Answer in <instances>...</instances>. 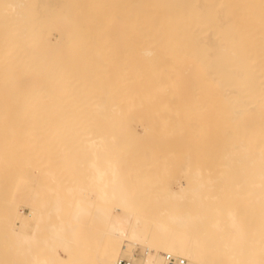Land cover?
I'll return each instance as SVG.
<instances>
[{"label":"bare ground","instance_id":"bare-ground-1","mask_svg":"<svg viewBox=\"0 0 264 264\" xmlns=\"http://www.w3.org/2000/svg\"><path fill=\"white\" fill-rule=\"evenodd\" d=\"M29 108H33L32 111L26 112ZM52 124H56V127ZM136 127L145 135L154 137L152 139L157 138L150 139L158 143L159 137L163 139L168 133L170 140L178 144L182 139L186 141L187 137L191 141L192 137L201 139L196 143L194 139L192 143L199 144L196 150L201 143L202 146L206 145V140L209 142V137H212V140L219 141V146L218 141L213 140V143L222 153L220 165L222 170L225 169L218 176L213 178L211 174L212 178H207L203 174L208 173L205 169L194 168L191 162L182 164V176L174 179L175 186L167 184L170 188L163 190L165 194L157 190L163 194V199L158 201L162 208L157 221L153 223L148 214L150 210L143 209V200H140V204L133 183L128 179L132 174L135 180L136 172L131 170L129 174L126 173L130 171L126 159L132 158L128 161H132L133 167V161L137 162V157H140V169L146 163L142 154L138 156L137 152L136 157L133 152L127 151L140 141V138L137 141L129 136ZM75 135L86 140L87 151L84 143V148L81 147L87 154L83 153L84 157L80 159H70L73 152L82 150ZM71 137L75 138V146L78 144L73 151L70 149L71 145L74 147L70 143L73 140ZM50 138L59 139V144L56 140L51 142ZM62 138H66L67 145ZM44 139L48 143L44 142L45 147L41 148ZM144 139L141 145H145ZM150 139L148 143L152 142ZM163 140L165 142L167 139ZM204 140L206 144H203ZM185 141L178 146L170 142L169 150L174 146L171 151L175 153V148L181 146L177 149L180 152L185 147ZM60 142L64 145H60ZM53 143L61 147L57 149ZM22 144L24 148L34 150L30 155L28 153L29 168L40 169L41 165L43 170L35 169L34 175L47 172L48 177L46 175L45 178L48 183L44 184H49V188L53 179L59 181L60 173L57 174L54 169L59 165L65 169L64 161L75 168L73 162L72 165L69 162L74 159V164L78 165L82 158L83 168H79V165V169L75 170L82 173L85 168L87 172L82 175L88 176L85 177L88 183L83 184L84 177L79 179L81 174L76 177L78 181L81 180L80 186L87 184V189L79 186L75 176L74 185L83 191L73 185L67 187L74 175L70 177V174L75 171L66 169L72 172H63L65 176L61 171V176H67L63 182L68 183L64 185V182L63 188L60 182H56L58 186L52 188L53 199L48 206L52 190L40 182L46 187V192L49 189L51 193L43 191L40 183L41 191L46 195L37 193V187H34L36 183L32 181L38 179L30 178L31 170L28 178V168L25 167L27 171H23L19 165V168L14 166V158H8L14 154L16 159L15 154L21 152ZM125 144L129 146L121 148ZM195 145H189L191 152L195 150ZM52 146L54 149H51ZM204 147L206 149L207 146ZM49 149L52 154L53 150L56 154L59 151H63L64 155L68 153L69 158L61 156L62 160L60 155L63 153H58L60 162L55 161L54 154L52 165L55 168L46 166L45 171L41 159H45L44 164L46 159L50 160L51 152L47 153L49 157L45 153ZM143 149L139 151H145L144 146ZM202 149L206 156L216 150L209 149L212 151L207 152L210 153L208 155L207 150ZM41 150L43 155L40 159ZM160 150L157 151L158 156L159 152H169ZM118 151L123 153L118 154ZM107 152L114 154L107 157ZM196 153L199 154V151ZM76 154L73 153L74 156ZM102 154H106L107 158H100ZM148 156L151 158L152 154ZM158 156L155 155V158ZM165 157L168 155L165 154ZM155 158L152 157L154 163ZM17 159L22 164V159ZM86 159H90L89 163ZM186 159L187 162L189 159ZM54 161L60 164L57 163L59 165L56 167ZM175 161H178L177 158ZM124 162L126 167L122 169ZM10 163L13 168L9 167ZM1 164L3 168H9L8 172L4 169L6 173H3L0 166V172L7 174L8 177L2 174V179L8 178L13 184L11 187H17L15 182L24 180L27 175L26 178L31 181L29 184L34 187L30 195L27 194L28 201L37 203L38 195L48 198L45 199L47 205L41 202L43 207L37 206L42 217L50 213L46 219L40 220L37 214L25 218L14 211L13 198L9 196L15 214L6 205L10 202H2L3 197L8 198L4 194L10 190L4 189L2 194L3 189L0 188V204L4 203L3 206L9 209L6 211L12 213L8 232L3 233L9 245V250H6L13 254L10 257L15 258L16 264H118L120 259L127 260L128 264H169L167 254L181 256L187 264H203L202 261L214 264L217 257L205 256L207 246L218 255L219 264H264V0H0ZM48 167H51L50 170ZM14 170L20 171H15V175ZM147 171H139V176L151 175V170ZM9 174L11 177L15 175L14 179L17 180L10 178ZM49 174H52L51 177ZM53 174H57L54 176L57 178H53ZM41 177L44 179V176ZM160 177L164 179L163 175ZM142 185L135 187L138 194L144 187ZM154 186L158 187V184ZM153 188H147L143 196L139 195L140 199ZM60 190L66 193L61 194ZM153 191L146 194L144 200L150 195H154L152 200H159L154 197H161V194ZM237 198V202L245 200L243 203L236 202L243 210L242 213L238 211L240 215L235 211L239 209L235 204ZM221 200H232L234 204L226 201L228 207H223L226 203L219 205ZM246 201L252 206L256 205L254 213L257 215L254 216L259 224L252 222L251 226L263 230L261 233L250 227L252 231L258 230L255 234L251 232L254 236H249L245 228L250 224L245 221L250 220V213H244L249 207H243ZM14 204H17L15 200ZM235 205V209H228ZM48 210H52L57 217L53 215L52 219V213ZM239 216L246 223H242ZM258 217L261 221L263 219L262 226ZM253 220L255 223L254 217L250 222ZM259 232L260 237L256 235ZM157 234L162 236L161 241H158Z\"/></svg>","mask_w":264,"mask_h":264},{"label":"rangeland","instance_id":"rangeland-1","mask_svg":"<svg viewBox=\"0 0 264 264\" xmlns=\"http://www.w3.org/2000/svg\"><path fill=\"white\" fill-rule=\"evenodd\" d=\"M13 109H14V108H13ZM20 109H21V108H20ZM20 109H18V110H19L18 112H20ZM27 109H28V108H27ZM32 109H33V108H31V110H30V108H29V110L26 111V112H31ZM46 109H48V108H46ZM163 109H164V108H163ZM34 110H38V111H40V110L37 109V108H34ZM34 110H33V111H34ZM164 110H166V108H165ZM12 111H13V110H12ZM15 111H17V109H16ZM22 111H23V110L21 109V112H22ZM45 111L47 112V110L44 109V112H45ZM48 111H49V109H48ZM27 124H28V123H27ZM52 125H54L53 127H56V124H52ZM142 135L144 136V138H148V139H144L143 137H142V139H141V136H142ZM75 136H76V142H78L79 145H80V143H81V145H80L79 147L82 148L83 145L85 144V145H84V146H85V150L87 151V149H86V143H84V142L86 141V140L84 139L85 137L82 138V136H81V138H80V137L77 136V135H75ZM129 136H131V137L133 136L132 138H134V139L136 138V140L140 138V139H139L140 141L144 139L143 143H145V145H144V144L141 145L140 143H142V141L140 142V141L137 140L138 142H135V143H137L136 146L133 145V147H132V146L130 147V150L137 149L138 151H136V150H133V151L127 150V151H129V153H131V154H132V152H133V153L135 154V156H136V153H137V152L139 153V154H137L138 156H139L140 154H142V155L145 157V159H146V160H145L143 157H141V158H143V160L146 162V163L144 164V166H146V167L144 168V166H143V167L140 169V167L142 166V164H141L142 162L140 163V161H141L142 159L139 160L140 157H137V156H136V157L138 158V161H137V162H135V160L133 161V162L136 164V165L134 164V166H135L136 168H135L134 166L132 167V165H133V164H132V161L129 162L130 160H132V158H131V159L128 158V160H129V161H128V160L126 159V157H124L123 159H124V161H125V159H126V161H125V162H126V165H127V162H128V166H130V167H129L130 171H127V172L125 171V172H126L127 174H129L128 172H131V170H132L133 172H136V173H135V174H136L135 177H137V178H135V180H134V178H133L134 176H133L132 174H130V175H131L130 178L127 177L128 175H126L125 172H124V174H125L126 177L129 179L130 182L132 181L133 185H132V184H131V185H132V187H133V189H134L135 194L137 195L136 197H137V200L139 201V203L142 204V201H140V200H143V204H142V206H144L143 209H145L146 211H147V209L150 210V213H149V211H148V214H149V217L152 219V222H153V223H154L155 221H157V219H158V217H159V214L161 213V210H160V209L162 208V205H161V203H159V202L163 199V194L160 193V192H163V193H164V191L166 190L165 188L168 186L167 184H169V183H170V186H171V187H172V186H175V183H174L173 181H175L177 178H180V177L182 176V171H181L182 168H183L182 164H188V162H189V163L191 162L192 164H190V165H191L192 167L194 166V168H197V169L202 170V171H204L203 169H205L206 173H207V172H208V173H207V174L203 173V174H204V175H207V176H206L207 178H208V177H209V178H212L213 176L216 177V176H218V175L220 174V172H223V170L225 169L223 166H222V168H224V169H223V170L221 169V165H222V164H221V160H222V158H223L222 153L220 152V150L217 151V150L219 149V147H218V146H219V141L213 139V140L216 141V142L218 141V142H217V143H218V146H217V144H215V142L213 143L212 137H209L210 139L208 138V139H209V142H208V140H206V141H207V144H206V141H205V140H204L205 142L202 141L203 144L205 143L206 145H203V146H202V143H201V147H203V149H202L203 151H204V150L206 151L207 148L209 147V144H210V145L212 144V146H211L212 148L209 147L208 150L206 151V153H207V152H210V153H211L212 150L209 151V149H213L214 146H215V147H216V148H215L216 150L213 149V151L215 150V151L213 152L214 154H213V153H211V154H210V153H207L208 155L210 154V156H206L205 153L201 152V147H200V146H199V148H197V150L199 151V154L196 153V152H198V151L196 150V147H197L199 144H196V145H197V146H196L195 144H192V143H194L195 140H196V141H195V143H196L197 140H198V138L195 139V138H193V137H192V138L190 137V138L192 139V141H191V140H189L188 137H187V138H186V139H187L186 141L189 140V142H186L185 139H182V141L184 140L186 143H189V145H195V146H194L195 150H194V151L192 150V152H191V151H190L191 148L189 147V145L186 144V143H184L183 146H185V147H182L183 151H182V149L180 150L181 155H182V157H181V156H180V152H178V150H179L178 148L181 147V146H179L178 148H177V147L175 148L176 150L178 149L177 151L175 150V153H176V152H178V153L175 154V153H172V152H174V151H171V150L174 149V146L172 147L171 145H174V144H172V143H176V141H174V140H170V133L166 134L165 137L163 138V139H165V140L167 139L168 141L166 140V141L164 142V140L162 139V137H159V140H160L159 143H158V141H154V142H153L152 140H158V139H157V138H156V139H152V138H154V137H152L150 134H146V135H145L144 133H142V131H141L138 127L134 128V133H133L132 135H129ZM134 136H135V137H134ZM148 136H150V137H148ZM167 136H168L169 138H166ZM73 137H74V136H73ZM131 137H130V138H131ZM60 138H61V137H60ZM150 138H151L152 140H151ZM160 138H161V139H160ZM65 139H66V138H64V139L62 138V140H65ZM67 139H68V138H67ZM71 139H73V138L71 137ZM74 139H75V138H74ZM74 139H73L72 142H70V143H73V144H74V143H75ZM82 139H84L83 142H82ZM149 139H150V141H152V142H149V143H148V140H149ZM194 139H195V140H194ZM216 139H217V138H216ZM44 140H45V139H44ZM44 140L42 141V143H44V142H47V143H48L47 139H46L45 141H44ZM50 140H51V142H53L54 140H56V142H57L59 139L57 140L56 138H55V139H54V138H53V139L50 138ZM129 140H130V139H128V141H129ZM132 140H133V139H132ZM132 140L130 141L131 143H132ZM200 140H201V139H200ZM200 140H198V141L200 142ZM202 140H203V139H202ZM24 141H25V140H24ZM27 141H28V140H26L25 142H27ZM66 141H67V140L62 141V142H63L65 145H67V144H66ZM70 141H71V140H70ZM128 141H127V142H128ZM134 141H135V140H134ZM146 141H147V142H146ZM182 141H181V142H182ZM184 141H183V142H184ZM29 142H30V140H29ZM56 142H55V143H56ZM58 142H59V141H58ZM58 142H57V144H59ZM62 142H60V145H61V144L64 145ZM68 142H69V139H68ZM156 142H157V143H156ZM162 142L165 143L164 146L166 145V149L164 148ZM170 142H171V145H170V146H171V148H173V149L170 148L171 150H169V144H170ZM179 142H180V141H179ZM181 142H180V144L176 143V146H178V145H182L183 142H182V143H181ZM190 142H191V143H190ZM30 143L32 144V142H30ZM47 143H46V146L49 148V146H51L50 141H49V144H50L49 146H48ZM82 143H84V144L82 145ZM131 143H129V144H131ZM133 143H134V142H133ZM135 143H134V144H135ZM152 143H154V144H152ZM155 143H156V144H155ZM161 143H162V144H161ZM53 144H54V143H53ZM57 144H54V145L56 146L55 148L58 149V148H60L61 146H60V145L58 146ZM138 144H139V146H138ZM148 144H149V145H150V144H152V145H156L155 147H156V148L158 147L157 151H159V150H160L159 148H161V147H162L164 150H166V151L169 150V152L167 151L169 154H168L167 152L164 153V154H163L162 152H159L160 155L158 156L157 151H154V149L156 150V148H155L154 146H151V145L148 146ZM159 144H160V145H159ZM177 144H178V145H177ZM41 145H43L41 148H44V147H45V146H44L45 143H44V144H41ZM69 145H70V144H69ZM77 145H78V144H77ZM77 145L75 146V144H74V147H72L73 145H71V146H70L71 148H70V147H69V148L71 149V151H73V149L76 150V147L78 148ZM127 145H128V144H127ZM127 145L125 144V146L123 145L121 148H123V147H127ZM131 145H132V144H131ZM140 145H141V147H140ZM21 146H23V144H22ZM21 146H20V147H21ZM57 146H58V147H57ZM81 146H82V147H81ZM128 146H129V145H128ZM137 146H138V148H135V147H137ZM143 146H144V148H145V151H141V150L139 151V149H143ZM159 146H160V147H159ZM167 146H168V147H167ZM187 146H188L189 149L187 148ZM204 146H207L206 149H205ZM53 147H54V146H52L51 149H52ZM146 147H148V148H146ZM153 147H154V148H153ZM191 147H192V146H191ZM69 148H68V151H69ZM83 148H84V147H83ZM83 148H82V150L78 149V150H76L75 152H73L74 154H75V153H77V154L74 156L73 153H72L73 156L70 155V159H72V158H74V157H78V159H80L79 157H84V156H82L83 153H84V154H87V152H86ZM121 148H119L118 150H120ZM131 148H133V149H131ZM151 148H152V149H151ZM184 148H187V150L184 149ZM192 148H193V147H192ZM194 148H193V149H194ZM21 149H23V151H22ZM21 149H20V151H21L22 153H24V154H22L21 152H16L17 154H15V156H16V159H17V157L22 159L23 155H25V154L27 155V156H25V158L23 157V159H22V164L24 163V165H23L24 167L22 166L21 161H18L19 159H17V161H18L19 163H17V161H15L16 159H15V157H14V154H12L13 157H12V156H8V158H9V160L14 158V159H13V160H14L13 162H12V160H11L12 163H15V162H16L17 165L14 164V166L17 167V168H19V167H18V165H19V166H20L19 169H23V171H27V170H28L26 173L30 172V170H31V172H30V173H31V174H30L31 177H30V178L38 179L37 181L35 180V182H34V180H33L32 182H33V184L36 183V184H34V185H35L34 187H35V188L37 187V188H36V189H37V193L40 194V192L42 193V192L46 189V187L44 188V186L47 185V184H44V183H46V182L48 183V181L46 180L47 178H45V176L47 175V174H46L47 172H44V173L42 172L43 175H42L41 172H40V173H36L37 175H36V174H35V175H36L37 177L34 178V176H35V175H34V171H35L36 168H32V167H31L32 169L29 168V167H30V166H29L30 164L28 163V156H29L31 153H33L34 150L32 151L31 149H30V150H29V149H26V148H24V146H23V148L21 147ZM45 149H47V148H45ZM53 149H54V148H53ZM124 149H125V148H124ZM126 149H128V148H126ZM149 149H151V151H150ZM163 149H161L160 151H163V152H164ZM199 149H200V150H199ZM42 150H43V152L45 151L44 149H42ZM42 150H41V152H42ZM55 150H56V149H55ZM60 150H61V149H60ZM122 150H123V149H122ZM143 150H144V149H143ZM152 150H153L156 154L154 153V155H153V151H152ZM184 150H185V151H184ZM18 151H19V150H18ZM31 151H32V152H31ZM49 151H50V149H49L48 151H46L45 153L47 154ZM56 151H57V150H56ZM68 151H65V152H68ZM71 151H69L68 153L71 154ZM82 151H83V152H82ZM84 151H85L86 153H85ZM89 151H90V150H88V153L91 154V152H89ZM124 151H126V150H124ZM134 151H135V152H134ZM189 151H190L191 156L193 155L192 157L189 155ZM216 151H217V152H220V154L216 153ZM43 152H42V154L39 155V158L43 155ZM50 152H51V155H52V156L50 155L51 163H50V160L46 159L45 164H44V160H45V159H41L42 157L40 158V159L42 160L41 163H43L42 165H43L45 171H46V168H47L46 166H52V167L54 166V168H55V165H52V162H53V161H52V157H54V154H55V157L53 158V160L55 159V161L58 160V161L60 162V159L57 157V154L60 153V151H59V152L57 151V152H58L57 154H56V152H54V150H53V153H54V154H52V150H51ZM50 152H49V153H50ZM142 152H144V153H142ZM194 152H195V153H194ZM28 153H29V155H28ZM45 153H44V155H45ZM61 153H63V151H61ZM61 153H60V154H61ZM68 153H67V155H64L65 153H63L62 155H60V158L65 157V156H66L65 158H67V157L69 156ZM107 153H108V152H107ZM107 153H106V154H107ZM121 153H123V151H122V152H119V151H118V154H121ZM124 153H125V152H124ZM129 153H128V154H129ZM161 153H162V155H161ZM193 153H194V154H193ZM201 153H202V154H201ZM18 154H19V155H18ZM90 154H88L89 157H91ZM106 154H105V155H106ZM109 154H110V153H108V155H109ZM113 154H114V153H113ZM113 154H112V155H109V156H107V157L113 156ZM128 154H127V155H128ZM148 154H150V155L152 154V157H153V158H155V155L158 156V157L155 158V163H154V161H153L154 159H152V157L150 158V157L148 156ZM165 154H167L168 157H165ZM184 154H185V155L187 154V156H185ZM203 154H204V155H203ZM102 155H103V154H102ZM105 155H103L102 157L100 156V158H104V157H106ZM115 155H117V153H115ZM171 155H172L173 157H172ZM183 155H184V156H183ZM197 155H198V156H197ZM46 156L49 157L48 154H47ZM46 156H45V157H46ZM61 156H62V157H61ZM71 156H72V157H71ZM98 156H99V155H98ZM122 156H123V154H122ZM124 156H125V154H124ZM163 156H164V157H163ZM203 156H204V157H203ZM10 157H11V158H10ZM37 157H38V156H37ZM45 157H44V158H45ZM85 157H86V156H85ZM107 157H106V158H107ZM120 157H121V156H120ZM136 157H135V159H136ZM148 157H149L150 159H148ZM194 157H195V158H194ZM200 157H201V159H202V162H203L202 164H203V165L201 164V159H200ZM8 158H6V159H8ZM56 158H57V159H56ZM68 158H69V157H68ZM117 158H119V155L117 156ZM133 158H134V156H133ZM159 158H160V160H161V158H162L163 160H161V161L159 162V160H158ZM166 158H167V159H170V160L167 161ZM176 158H177L178 161H175ZM186 158L189 159L187 162H186V160H187ZM196 158H199V159L197 160ZM203 158H204V159H203ZM219 158H220V160H219ZM21 159H20V160H21ZM84 159H85V158H84ZM87 159H88V157H87ZM87 159H86L85 161H88V163H89V160H90V159H89V160H87ZM121 159H122V158H121ZM123 159H122V160H123ZM156 159H157V161H156ZM171 159H173L174 161L171 160ZM190 159H191L192 161H191ZM194 159H195V161H194ZM215 159H216V160H215ZM23 160H24V162H23ZM62 160H64V159L62 158ZM67 160H69V159H67ZM81 160H82V158H81ZM81 160H80V161L78 160L81 164L78 162L79 164H78V165L76 164L77 166L74 164V163H75V162H74V161H75L74 159H73L72 161H70V162H69V161H66V162L71 163V165H72V162H73V165L75 166V168H74L73 166L69 167V164H68V163H67V165H66V164H65V161H64V165H65V166H64V165L62 164L63 161H61V164L65 167V169H64V168H63V169L61 168L62 166L59 165V164H60L59 162H56V163H55V161H54V163L56 164V167L59 165L58 167H60V170H59L60 172L57 171V170H58V167H57L56 170L54 169L53 171L56 172V173H57V172L60 173V177H61V178L63 177L62 179H60V177H58V178H57V176L54 177V176L57 175L58 173L55 174V175L53 174V178H57V179H59V181H57V180L55 179L56 182H57V184H58V182H60L59 184L63 186V184H64V182H65L64 185H67L66 183H68V182H66V181L63 182V180L67 178V176H66V178L64 177V176H65L64 173L67 171L66 169H69V170H70V169H73V170L75 171V173L77 172V174H75L74 172H73L72 174H70V173L72 172V170H71V171L68 170V171L70 172V173H69V174H70V177H71L73 174H74V175L72 176V178H70L72 184H71V183H68L67 187H70V186H72V185H73L72 187H78V186L74 185L76 182H79V183H78L79 186L82 185V183L80 182L81 180L78 181L77 179H78V177H80L79 174L82 175V173L84 172L83 174L85 175V171H86V170H85V168H84V170L82 169V171H83L82 173H80L81 171L79 172V171L75 170V169H79V168L82 167L83 164H82ZM136 160H137V159H136ZM196 160H197V161H196ZM208 160H209V161H208ZM4 161H5V160H4ZM7 161H8V160H7ZM76 161H77V160H76ZM82 161H84V160H82ZM144 161H143V162H144ZM163 161H164V162H163ZM166 161H167V163H168V162H169V163L167 164ZM171 161H172V162H171ZM198 161H199V162H198ZM207 161H208V162H207ZM47 162H48V164L46 165ZM118 162H119V160H118ZM121 162H122V161H121ZM125 162H124L123 165H122L124 168L121 166L122 169H125V167H126V166L124 165ZM138 162H139V163H138ZM152 162H153V163H152ZM162 162H163V165H162ZM185 162H186V163H185ZM193 162H194V163H193ZM205 162H206V163H205ZM2 163H3V162H2ZM5 163H6V161H5ZM5 163H4V164H5ZM12 163H10L11 166H9V167H11V168L14 167ZM41 163H40V164H41ZM57 163H59V164H57ZM76 163H77V162H76ZM84 163H85V162H84ZM86 163H87V162H86ZM88 163H87V165H88ZM137 163H138V164H137ZM156 163H157V165H156ZM177 163H178V164H177ZM195 163H196L197 165H196ZM199 163H200V164H199ZM209 163H210V164H209ZM217 163H219V164H217ZM7 164H8V163H7ZM20 164H21V165H20ZM49 164H50V165H49ZM119 164H121V163L119 162ZM129 164H130V165H129ZM140 164H141V165H140ZM151 164H152V165L154 164L155 166H154V165L152 166ZM160 164H161V165H160ZM171 164H172V165H171ZM174 164H176V166H175ZM198 164H199V165H198ZM204 164H205V165H204ZM206 164H207V167H206ZM220 164H221V165H220ZM79 165H80V167L78 168ZM84 165H85V164H84ZM87 165H86V166H87ZM138 165H140V167H138ZM147 165H148V167H147ZM178 165H179V166H178ZM200 165L204 166L205 168L202 167V166L200 167ZM210 165H212V166L210 167ZM0 166L2 167V164H1ZM5 166H7V165H5ZM27 166H28V167H27ZM66 166H68V168H66ZM86 166H85V167H86ZM128 166H127V168H128ZM151 166H152V167H151ZM162 166H163V167H162ZM195 166H196V167H195ZM22 167H23V168H22ZM25 167L28 168V169L25 170V169H26ZM87 167H88V166H87ZM131 167L134 168V169H131ZM150 167H151V168H150ZM181 167H182V168H181ZM208 167H209V169H208ZM212 167H213V168H212ZM2 168H3V167H2ZM50 168H51V167H50ZM50 168L48 167L49 170H50ZM82 168H83V167H82ZM146 168H150V170H151V175H150V173H148V172H150V170H149V169H146ZM158 168H159V169H158ZM200 168H201V169H200ZM211 168H212V169H211ZM216 168H218V169H216ZM4 169L7 170V169H9V168H7V167H4V168H3V170H2L3 173H6V172H5L6 170L4 171ZM14 169H16V168H14ZM29 169H30V170H29ZM40 169L43 170V168L41 167V165H40ZM40 169H39V167H38V169H36V171H38V170L41 171ZM86 169H87V168H86ZM135 169H136V171H134ZM144 169H145V170H148V171H147V173H148V174H147V177H150V178H147V177H146V174H145L146 171H145V173H144L145 175H143V174L141 175L142 177L144 176L145 179H144V178H138V176H139L142 172H144ZM172 169H173L174 171H173ZM180 169H181V170H180ZM0 170H1V169H0ZM64 170H65V171H64ZM80 170H81V169H80ZM88 170H89V169H88ZM127 170H128V169H127ZM141 170H142V171H141ZM155 170H156V171H155ZM176 170H177V171H176ZM178 170L181 171V172H179ZM212 170H213V171L216 170V171L213 172ZM217 170H219V172H218ZM221 170H222V171H221ZM8 171H9V170H7V172H8ZM12 171H13V170H12ZM15 171H16V170H14L13 174H15L16 172H19L20 170H18V171H16V172H15ZM47 171H48V170H47ZM61 171H62V173L64 172V173H63L64 176H61V174H62ZM68 171H67L66 173H68ZM139 171H140L141 173H140ZM51 172H52V171H50V173H51ZM78 172H79V173H78ZM86 172H87V171H86ZM88 172H89V171H88ZM133 172H132V173H133ZM153 172H155V175H154ZM158 172H159V173H158ZM172 172H173V173H172ZM174 172H175V174H174ZM177 172H178V173H177ZM3 173L0 172V176H1V177H0V188L3 189L2 192H3V191L5 192V190H6V191L10 190V192H8V194H9V193H10V194H9V195H8L7 193L4 194V192H3L2 194H4V196H5V195L8 196V198L5 196L6 198L4 199V197L2 196V197H3V198H2V202H6V201H7V202H10V203L6 204V205L9 206L8 208H11V210H12L13 213H14V211H15L16 213H19L21 216H23V217H25V218H30L33 214H37L38 217L40 218V220L43 221L44 219H46L47 216H49L50 213L47 212V213H49V214H48V215H45L44 217H42V216H41L42 214L38 213L39 211H37V206H41V207H39V208H42V207H43V203H44V205H45V203H46V205H47V203H48V201H49V203H48V206H49L50 202H52L51 200L53 199V194H54V192H53L54 189H52V188H54V186L57 185L56 182L54 181V179L52 180L53 182H51V181H50L51 183L49 182L50 184H52V185L50 186L51 188H49V184L47 185V188H49V189L52 190V192H53V193L50 195L52 198L49 196L51 199L49 198V200L46 201L45 199H48L47 197L45 198V196H44V197H42V198H44V199H42L41 196L38 195V198H39V199L37 198L38 201L36 200V201H37V203H36V202L33 201V200H31V201L29 200V201H28V200L26 199V198H28V196L30 195L29 193L31 192V189L33 190V188H34V187L32 186L33 184H31V185L29 184V183H31V181H28V179L26 178L27 175H28V178H29V173H28L26 176H24L26 173L23 175L25 178H24V180L21 179V181L23 180L24 182H22V183H20L21 181H20V182L17 181V183L15 182V184H17V187L14 186L16 189H15L14 187H11V185L13 186V184L9 181L8 178H4V179H2L3 176H4V177H8L7 174L4 175ZM137 173H138V175H137ZM160 173H161V175H160ZM179 173H180V174H179ZM2 174H3V176H2ZM38 174H40V175H38ZM63 174H62V175H63ZM211 174H212V177L210 176ZM10 175H11V174H9V176H10ZM15 175H17V174H15ZM15 175H14V176L12 175V177L10 176V178H13V179H14V178H15ZM49 175H50V177H51L52 174H49ZM66 175H68V174H66ZM76 175H79V176L76 177ZM86 175H88V173H87ZM148 175H149V176H148ZM162 175H163V178H164V179H162V177H160V176H162ZM169 175H170V176H169ZM173 175H174V176H173ZM179 175H180V176H179ZM32 176H33V177H32ZM41 176H44V179H43ZM74 176H75V178H76L77 181L75 180ZM141 176H139V177H141ZM151 176H152V177H151ZM172 176H173V177H172ZM38 177L41 179V181H40V179H39ZM46 177H48V175H47ZM50 177L48 178V180H50ZM83 177H84V181L82 180L83 184H84V183H88L87 181H85V179L88 178V176H83V175H82V177L79 178V179H82ZM85 177H86V178H85ZM131 177H132V178H131ZM154 177H155L156 180L154 179ZM159 177H160V178H159ZM168 177H169V178H168ZM174 177H176V178H174ZM214 177H213V178H214ZM73 178H74V179H73ZM157 178H158V179H157ZM68 179H69V177H68ZM131 179H133V180H131ZM139 179H140L141 181H143V182H139V183L136 182V180H137V181H140ZM142 179H144V180H142ZM148 179H149V180H150V179H151V180L154 179L155 181H151V180L149 181ZM161 179H162V181H161ZM174 179H175V180H174ZM10 180H11V179H10ZM14 180H17V178L14 179ZM43 180H44V182H43ZM74 180H75L76 182H74ZM86 180H88V179H86ZM147 180H148V181H147ZM157 180H159V182H158ZM12 181H13V180H12ZM25 181H26V182H25ZM38 181H39V182H38ZM61 181L63 182L62 184H61ZM67 181L70 182V180H67ZM13 182H14V181H13ZM40 182H42L44 186H43ZM54 182H55V183H54ZM73 182H74V183H73ZM134 182H135V184H134ZM144 182H145V183H144ZM146 182H147V183H146ZM10 183H11V184H10ZM18 183H19V184H18ZM23 183H24V184H23ZM27 183L29 184L30 188H28L29 186H27V185H28ZM39 183L43 186V191H41V190H42V189H41L42 187L40 186ZM53 183H54V185H53ZM142 183H143V185H142ZM152 183H153V184H152ZM155 183H156V185L158 184V187L154 186L155 188H153V185H155ZM20 184H21V185H20ZM69 184H71V185H69ZM78 184H77V185H78ZM139 184H141L142 187L144 186L142 189H140V190H142V191H140L142 194H141V193L138 194V193H137L138 189L135 188V187H137ZM145 184H146V185H145ZM147 184H148V185H147ZM19 185H20V186H19ZM36 185H38V186H36ZM60 185H59V187L62 188V186H60ZM84 185H85V184H84ZM84 185H83V186H80V187H81V188H82V187H83V188L85 187V190H86V189H87V188H86V187H87V184H86V186H84ZM227 185H228V184H227ZM2 186H4V187H2ZM5 186H6V187H5ZM25 186H26V187H25ZM57 186H58V185H57ZM57 186H56V187H57ZM148 186H149V187H148ZM32 187H33V188H32ZM39 187H40V189H39ZM59 187H58V188H59ZM17 188H18V189H17ZM58 188H57V189H58ZM63 188H64V186H63ZM78 188H79V187H78ZM81 188H79L78 190L83 191ZM139 188H140V187H139ZM147 188H148V190L151 189V188H153L152 191H153V190L156 191L155 193L158 194V195L161 194V197H160V195H159V197L156 196V195H155L156 197H154V198H156L155 200H157V199H159V198H160V199L157 200V201L152 200V199H153L152 197L154 196V195L152 194L153 196L150 195V196H148V198H146V200L152 198L150 201H149V200H148V201L144 200V198L146 197V194L149 195L150 192L152 193V191H149L148 193L145 194V196H144L142 199H140L139 195H140V196H141V195L143 196V195H144L143 193H145L146 191H148V190H146ZM156 188H157V189H156ZM167 188H170V187H167ZM224 188H225V187H224ZM227 188H228V186L226 187V190L228 191L229 189H227ZM4 189H5V190H4ZM11 189H12V190H15L16 192H12ZM36 189H35V190H36ZM38 189H39V190H38ZM49 189H47V190H48L47 192H46V190H45V192H46L47 194L49 193ZM57 189H56V190H57ZM136 189H137V190H136ZM164 189H165V190H164ZM65 190H66V188H65ZM157 190H159L160 192L157 191ZM163 190H164V191H163ZM167 190H168V189H167ZM237 190H238V189H237ZM0 191H1V189H0ZM38 191H39V192H38ZM57 191H58V190H57ZM57 191H56V192H57ZM154 191H153V193H154ZM168 191H169V190H168ZM233 191H234V190H233ZM11 192H12V193H11ZM27 192H28V193H27ZM45 192H43L44 195H46ZM61 192L63 193L64 190H63V191L60 190L59 193H61ZM50 193H51V191H50ZM50 193H49V194H50ZM62 193H61V194H62ZM64 193H66V191H65ZM2 194L0 193V195H2ZM27 194H28V196H27ZM55 194H56V193H55ZM164 194H165V193H164ZM41 195H42V194H41ZM9 196H10L11 198H13L12 201H13V205H14V207H13L14 211H13V209H12V204H11L12 201H10V199H9L10 197H9ZM47 196H48V195H47ZM0 197H1V196H0ZM40 198H41V199H40ZM0 199H1V198H0ZM3 199H4L5 201H3ZM6 199H7V200H6ZM8 199H9V201H8ZM14 200H15V203H17V204H14ZM224 200H225V199H224ZM232 200L235 201V199H232ZM232 200H229V201H230L229 204H231V205L234 204V202H233ZM238 200H239V199L237 198L236 201H235V204H236V205H237V203H243V201H245V200H243V199L241 200V198H240V200H241L240 202H237ZM44 201H45V202H44ZM144 201H145V203H144ZM158 201H159V202H158ZM226 201L229 202L228 200H226ZM226 201H224V202L226 203ZM231 201H232V202H231ZM41 202H43V203H41ZM224 202H222V200H221V202H220L219 205L222 206V205L224 204ZM236 202H237V203H236ZM0 203H1V202H0ZM244 203H245V204H244L243 207H245V206L247 207V206L249 205V207H247L246 210H245V208H244V210L246 211V212L244 211V213H248V214H249V213H250V214L252 213L253 215L251 214V217H252V218L254 217V219L256 220L255 216H256L257 214L254 213V212H255V211H254V210H255L254 207H255L256 205H255V206H254V205L252 206V204L250 205V202H247V201L244 202ZM3 204H4V203H3ZM3 204H0V208H1V209H0V212H1V213H0V223H1V225H2V227H1V226H0V227H1V229L3 230V231H1V229H0V232H1L0 234L3 236V238H2L1 236H0V237H1L2 240H3V239H5V240L3 241V243H0V264H8V263H9V264H14V263H15V261H14L15 258L10 257V256H13V254H12L10 251H7V250H6V249L9 250V247H8L9 245L7 244V240H6V236H5V234H3V233H5V232H8V229H9V227H10V225H9V223H10V221H9V216H10V214H12V213L10 212V214H9L8 211H6V209H7V210H9V209H8L7 206H5V205H4V206H5L6 208H4ZM246 204H247V205H246ZM236 205H235L234 207H233V206H231V207L229 206L228 209H230V208L235 209ZM242 205H243V204H242ZM48 206H47V207H48ZM221 206L219 207V212H221V209H220ZM225 206L228 207V206H227V203H226V205L224 204L223 207H225ZM238 206H240V204L237 205V208H239ZM2 207L4 208L3 211H4L6 214L3 213V211H1V210H2ZM47 207H46V208H47ZM240 207H241V206H240ZM146 208H147V209H146ZM253 208H254V209H253ZM48 209H49V208H48ZM225 209L227 210V208H225ZM239 209H240V208H239ZM239 209H238V210H235V211L237 212V214H238V211H240L239 213H242V212H243V210L241 211V209H240V210H239ZM242 209H243V208H242ZM226 210H225V211H226ZM48 211H51L52 214H51L50 216L52 217V219H54V218H53V217H54L53 215H55V214H53L52 210H48ZM225 211H222V212L225 213ZM224 213H223V215H224ZM2 214H3V216H2ZM14 214H15V213H14ZM250 214L248 215V216H249L248 219L250 218V220H252V218L250 217ZM254 214H255V216H254ZM219 215H220V214H219ZM238 215H240V214H238ZM243 215H244V214H243ZM1 216H2V217H1ZM11 216H12V215H11ZM11 216H10V217H11ZM55 216H56V215H55ZM246 216H247V215H245V218H246ZM23 217H22V218H23ZM56 217H57V216H56ZM56 217H55V218H56ZM221 217H222V216H221ZM239 217H240L242 223H246L245 221H247V223H248V221H249L250 224H247V226H246V224H243L244 227L246 226L245 228L247 229V231H248L247 233H248L249 236L253 235V234L251 233V232H253V231H254V234H255V232L258 231V230H259L260 232L263 231L262 228H261V230H260L259 228H253V227L251 226L252 222H253V224H256V223L259 224V222H257V220H256V222L254 223V220L250 222V220L245 219V221H244L243 218H242V216H239ZM243 217H244V216H243ZM258 218H259V217H258ZM258 218H257V219H258ZM259 220H260V218H259ZM259 220H258V221H259ZM243 221H244V222H243ZM262 221H263V219H262ZM262 221L260 220V225H261V226H262V223H263ZM261 222H262V223H261ZM41 223H42V222H41ZM250 227L253 228V229H258V230H253V231H252ZM254 227H255V226H254ZM256 227H258V225H257ZM248 229H249V230H248ZM4 231H5V232H4ZM249 232H250V233H249ZM260 232H259V234H256V235H258V237H260L259 235L262 233V232H261V233H260ZM4 236H5V237H4ZM156 236H157L158 241H161V240H162V236H161L160 234H157ZM253 236H254V235H253ZM1 239H0V242L2 241ZM5 242H6V243H5ZM1 244H4L6 247L4 248V245H1ZM7 245H8V246H7ZM3 249H4V251H3ZM5 251H6L7 253H6ZM205 251H206L205 256H206L207 258H208V257H211V256L217 257V259L215 258V260H214V264H219V262H218V261H219V259H218V255H217V254H214V252L210 251V250H209V246H207V247L205 248ZM4 252L6 253V255H5ZM10 253H11V255H8V254H10ZM2 254H4V255H2ZM3 256H4V257H3ZM8 256L12 259V262L10 261L11 259H10ZM7 259H8V262H7ZM202 263H203V264H208V263L205 262V261H202ZM15 264H16V263H15Z\"/></svg>","mask_w":264,"mask_h":264},{"label":"built area","instance_id":"built-area-1","mask_svg":"<svg viewBox=\"0 0 264 264\" xmlns=\"http://www.w3.org/2000/svg\"><path fill=\"white\" fill-rule=\"evenodd\" d=\"M166 256L169 264H187L186 259L181 256H173L171 254H167ZM118 264H128V261L125 259H120L118 260Z\"/></svg>","mask_w":264,"mask_h":264}]
</instances>
